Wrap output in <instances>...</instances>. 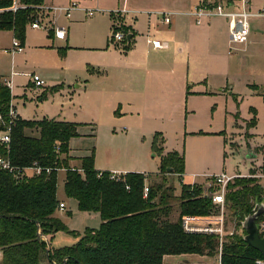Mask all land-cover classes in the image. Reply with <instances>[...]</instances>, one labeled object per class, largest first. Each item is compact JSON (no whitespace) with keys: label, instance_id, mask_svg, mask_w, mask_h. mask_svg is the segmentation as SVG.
Returning a JSON list of instances; mask_svg holds the SVG:
<instances>
[{"label":"rangeland","instance_id":"1","mask_svg":"<svg viewBox=\"0 0 264 264\" xmlns=\"http://www.w3.org/2000/svg\"><path fill=\"white\" fill-rule=\"evenodd\" d=\"M169 1L173 0H49L46 7L51 9L40 11L35 19L41 27H26L21 53L12 56L8 49L13 35L10 31H0V78L12 84L20 119H56L78 125V136L69 141L72 156L79 158L93 153L97 171L117 169L150 175L148 186L170 187L178 199L179 177L160 174L161 161L171 153L183 158L182 183L199 185L205 192H208V184H212L210 179L221 173H264L260 170L264 164V17L250 19L251 33L242 44L232 43L228 34L227 37L222 34L227 33V21L221 17L211 18L210 27L205 20L201 25L194 24L196 30L209 27L213 33L209 37L195 35L187 45L182 33L185 27H178L176 34H172L175 29H170L166 37L170 49L165 56V61H169L163 69L185 72L189 54L192 74H203L200 83L191 75L181 85L183 88L173 81L168 93L157 88L160 84H138L145 95L143 109L132 111L125 105L111 106L112 101L117 100L116 95H121L119 93L128 87V78L122 75L119 66L128 58L133 59V50L146 51L148 42L142 44V36L143 41L148 36L161 38L160 33L168 30V25L174 27L176 21H183L184 18L178 16H172L169 24L162 21L160 13H170ZM179 1L195 4L199 0ZM207 1L219 4L227 0ZM230 1L238 6V0ZM69 3H75L77 9L68 19L52 10ZM241 6L255 13L262 10L264 0H249L248 5L241 3ZM86 11H93L94 15L87 16ZM130 27L138 32L137 46L134 41L128 43L112 38L116 30L129 34ZM56 28L66 30L65 39L48 38V30ZM176 41L181 44L178 48ZM179 48L184 51L178 52ZM146 57L154 60L149 53ZM33 76L43 81L42 87L34 86ZM189 83L194 85L189 86ZM78 85L83 86L78 88ZM99 89L112 93L99 97L96 92ZM159 103L170 106H151ZM250 108L256 113L253 128L250 127ZM235 112L239 114L236 126ZM248 150L258 153V157L248 160ZM64 178L65 171L59 170L56 198L65 209L57 210L56 218L69 232L58 231L52 235L54 240L60 234L56 242L63 246L72 244L62 248L75 245L86 229L96 230L101 224L98 214L79 211L74 199L66 197ZM257 180L264 183V179ZM178 206V201L172 204L170 221L177 220ZM225 230L237 233L228 210L225 211ZM210 258L166 256L163 264L210 261Z\"/></svg>","mask_w":264,"mask_h":264},{"label":"trees","instance_id":"2","mask_svg":"<svg viewBox=\"0 0 264 264\" xmlns=\"http://www.w3.org/2000/svg\"><path fill=\"white\" fill-rule=\"evenodd\" d=\"M45 1L0 0V31H10L13 39L23 44L26 27L36 19ZM14 3L15 11L11 9ZM128 35L124 40L129 43L132 35L130 40ZM52 37L50 29L48 38ZM12 99L10 89L0 78V130L10 126V143L8 147L0 145V158L15 168L13 173L0 170V264H163L165 256L216 255V236L186 234L182 229L181 216H208L217 212L201 186L182 183V157L171 153L161 161L160 174L179 177L178 199L170 187L148 186L150 175L126 173L111 180L110 173L95 170L93 153L80 158L79 167H71L69 141L78 136V125L56 119L26 121L18 116L11 121ZM262 101L264 105V94ZM250 113L253 128L256 113L253 108ZM234 117L239 118L238 112ZM34 163L41 169L39 174H20ZM59 170L65 171L66 197L76 200L79 211L98 213L101 224L99 229H86L75 245L49 247L47 252L46 236L69 232L54 217L59 207L56 198ZM260 170L264 172V164ZM255 175L253 171L249 177L236 178L227 186L225 209L236 229L246 216L253 214L255 204L264 201V183ZM177 201L179 216L170 221L172 204ZM262 220L264 214L256 223ZM263 259L237 233L227 236L222 245L221 264H256ZM185 262L180 264H189Z\"/></svg>","mask_w":264,"mask_h":264},{"label":"built area","instance_id":"3","mask_svg":"<svg viewBox=\"0 0 264 264\" xmlns=\"http://www.w3.org/2000/svg\"><path fill=\"white\" fill-rule=\"evenodd\" d=\"M248 5L249 0H238V6L234 4V2L226 1L225 3H217V4H209V3H200L198 6L194 7L192 10L188 11L186 14L193 18L194 23L196 25H200L204 20H209L215 17H221L226 19L228 26V36L232 43L242 44L248 40L250 34V19L264 17V7L262 10H259L255 13L250 12L248 10L243 9L241 6ZM13 11L17 9L16 4L11 8ZM50 7L41 6L40 11L42 10H50ZM77 9V5L75 3H70L64 7H53L52 10L60 13L65 18H70L71 12ZM87 16H93V11H86ZM162 17V21L166 24H169L171 21V17L174 13L163 12L160 13ZM32 29H38L41 27L40 23L35 20L30 24ZM54 38L63 40L66 38V30L63 28L53 29ZM124 34L119 31H114L112 33V38L117 41L124 40ZM147 42L151 44V46L155 49H159L163 47V43L160 40L156 39H147ZM10 53L12 55L22 52L21 43L13 39L12 45L10 48ZM33 84L36 88L42 87L44 84L42 80L37 76H33ZM3 83L10 89L11 82L4 80ZM9 117L11 121L16 118V113L11 104L9 110ZM12 122H10L11 124ZM10 143V126L7 125L5 129L0 130V145L8 147ZM58 150V148H56ZM0 170L8 171L9 173H13L15 168H13L9 162L3 158H0ZM41 169L34 163L32 167L24 168L20 171V174L23 176H30L33 174H39ZM119 174L112 172L110 173L111 180H118ZM21 177V176H20ZM240 174L235 175H227L225 173H221L217 176H213L211 178L212 184L208 186V192L205 193L210 196L212 203L215 205L217 212L208 216H183L180 218L181 226L183 231L186 234H203V235H213L218 238V247L216 255L210 258V261L205 260H194L189 262V264H221V254H222V245L225 242L227 236L233 234V232H226L225 230V194L227 192V186L229 183L233 182L236 178H241ZM249 177V176H248ZM215 187V190H212ZM148 193L147 185L144 186L143 194L146 196ZM59 209H63V204H59ZM258 233L263 236L264 235V220L258 223ZM207 257V256H205ZM256 264H264L263 260H257Z\"/></svg>","mask_w":264,"mask_h":264},{"label":"crops","instance_id":"4","mask_svg":"<svg viewBox=\"0 0 264 264\" xmlns=\"http://www.w3.org/2000/svg\"><path fill=\"white\" fill-rule=\"evenodd\" d=\"M47 1H49V0H46L43 6L46 7ZM227 1H230V0H227ZM202 2H206V3H209V4L216 3V2H209L207 0H199L195 4H189V3H184L183 4V1H179V0H173L171 2L169 1L167 3L168 6H169V9H170L169 10L170 13H174L173 17H175V16L183 17L184 18L183 21L179 19L178 21H176V24L174 25V27L172 25H168V30H165L162 33H160L161 34V38H150L149 36L147 37V38H150V39L160 40L163 43V47L162 48H159V49L153 48L152 46L149 45V43L147 44V42H146L147 40L143 41V36H142V44H144V42H146L145 44H147L146 45L147 48H146L145 45H143V47L146 48V51H144L145 49L144 50H139V51H143V52H137L136 50H133L134 51V52L132 51L134 53L133 59L131 60V59L128 58L126 62H123L122 66H119V68H121L122 75H124V76H126L128 78V82H127L128 87L126 86V88H124V90L121 93H119L121 95H116L117 96V100L114 99L112 101V103H111V106H113V105L116 106L117 105L119 108H121L122 105H125L126 108L131 109L132 111H139V110L143 109L146 106V104L144 102L145 95H143L142 88L139 87V86L137 87L138 84H143V83H145L146 85L147 84H150V85L160 84V85L157 86V88L158 89L161 88L163 93H168L170 91V89L172 88V82L173 81L176 82L178 84V86H180V88H183V86H181V85L184 82L186 83V81L188 80L189 76H191V75L193 76L191 78H194L196 81H198V83H200L199 80L202 79L203 74H201V73H193L192 74L193 69L190 68V56H189V54H188V57H187L188 66H187V69H186L185 72L179 73V71L178 72H176V71L173 72L172 70L168 71V70H164L163 67H164V64L168 63V61H169L168 59H166V61H165V56L167 55L166 52L170 49V43L166 39L167 35H169V32L172 31L170 29H175L172 32V34L173 33L176 34L177 30H178V27H180V28L181 27H185L184 28V32H182V33L183 34L185 33L184 35H185L186 38L184 40H186V45L189 43V39L191 37H194L195 35L197 37H205V35H207L209 37V35H211L213 33V31H211V29L209 28L210 27L209 26V22L212 19L205 20L206 23H208V26H209L207 29L197 28V30H196L195 27H194L195 23L186 14L187 13L186 11H188L190 9H193L195 6L199 5ZM129 30H130L129 34L132 35V41L135 42V38H137V39L139 38V35H137L138 32L133 27H130ZM223 30H225V29H223ZM195 32H197V33H195ZM250 33H251V28H250ZM222 34L225 37H227L228 26H227V33H226V31H223ZM66 35H67V33H66ZM52 38H54V32H53V37ZM181 40L182 39L179 38V41H181ZM179 41L174 42V43H176L177 48L181 46V44L179 45ZM172 43H173V41H172ZM134 45L135 46L138 45V40L134 43ZM8 50H10V49H8ZM183 51H184L183 48H179V50H178V52H180V53L183 52ZM144 53H145V55H144ZM146 53H149V54L153 55L154 60L153 61H149L147 59V57H146ZM14 55H12V56H14ZM96 79L98 80L99 78H96ZM188 85L192 86L194 84L189 83ZM82 86L83 85H80V86L78 85V88H80ZM11 88H12V85H11ZM11 88H10V91L12 90ZM196 88L199 89L200 87H196ZM96 92L99 95V97L107 96L110 93H112V92L106 91L105 89H99ZM11 95H12V92H11ZM11 104H12V106L14 108L16 116H18V114L16 112V107L14 105V100L13 99L11 101ZM111 106H109V107H111ZM151 106L158 107V108H168L170 106V104L168 105V104L159 103L158 105H151ZM236 120L237 119H235L233 121L235 123V126L237 125ZM237 122H238V120H237ZM262 140H263V145H264L263 137H262ZM69 155H70V157L73 158L70 161V166L71 167H75L73 165H76V163H79L78 161L82 157H79V158L78 157H74L70 153H69ZM257 157H258V153H255L253 151L248 150V156H247L248 160L252 161L253 159H256ZM125 171L126 170L119 171L117 169H110L109 171H100V172H108V173L115 172V173H118L119 175H122V174H126ZM249 175H250V173H249ZM249 175L245 174V175H241V176L242 177H248ZM255 177L259 178V179L260 178L264 179V174L255 175ZM208 186H209V184H208ZM208 186L206 188H208ZM205 191L206 190L204 189V192ZM205 193H207V192H205ZM74 201H75V203L77 205L76 200H74ZM59 204H63V203H59ZM64 209H65V206L63 204V209L62 210H64ZM57 210H61V209H59V207H58ZM57 210H56V212L54 214V217H57L56 216ZM96 214H98V213H96ZM99 218H100V216H99ZM58 235H60V234H57L56 237L54 238V240H53V236L54 235L53 236H46V237H49V241H48L49 247H51L52 249H58V248H62V247H65V246L72 245V244H68V245L63 246L61 242H56ZM43 240H44V238H43ZM181 256H185V255H181ZM189 256H196V255H189Z\"/></svg>","mask_w":264,"mask_h":264},{"label":"water","instance_id":"5","mask_svg":"<svg viewBox=\"0 0 264 264\" xmlns=\"http://www.w3.org/2000/svg\"><path fill=\"white\" fill-rule=\"evenodd\" d=\"M130 37L131 36L128 35L127 39L130 40ZM262 214H264V201L255 204L253 214L244 218L237 229V234L243 238L249 247L260 252L264 257V235L261 236L258 233V224L256 223V220ZM43 238L46 241V238ZM38 239H40V236H38ZM48 250L49 244L47 242V252ZM1 257L2 253L0 252V260Z\"/></svg>","mask_w":264,"mask_h":264}]
</instances>
